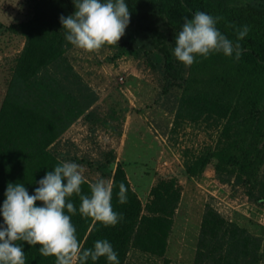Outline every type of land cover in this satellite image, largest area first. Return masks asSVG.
Segmentation results:
<instances>
[{
    "label": "trees",
    "instance_id": "16d2710c",
    "mask_svg": "<svg viewBox=\"0 0 264 264\" xmlns=\"http://www.w3.org/2000/svg\"><path fill=\"white\" fill-rule=\"evenodd\" d=\"M125 3L134 28L148 36V45L161 55L166 75L187 84H194L195 76L200 77L203 90L187 95L186 99L226 119L217 148L210 155L216 159L215 169L236 174L238 183L246 184L250 198L262 202L264 182L255 178L264 162V0H125ZM56 5L67 16L74 11L73 0H57ZM197 11L222 17L217 27L233 42H237L236 29L249 26L247 36L238 41L245 50L239 61L234 56L214 54L208 59L197 57V62L185 67L174 58L175 36L184 19H191ZM10 27L25 37V46L14 59L0 106V206L9 183H22L30 195L34 192L37 181L61 162L50 146L80 116H89L96 100L65 63L63 53L70 44L65 40L59 18L49 21L40 15ZM209 160L205 158L204 162ZM98 168L114 182L113 209L122 213L124 219L115 227H105L82 217L79 198L71 197L77 207L72 223L82 246L91 248L97 239H107L120 264H124L129 247L162 255L179 198L173 181L162 180L152 187L143 209L120 165L113 171H106L100 164ZM121 183L127 189L125 204L118 201ZM82 191L89 193L87 183L82 185ZM36 206L42 205L37 202ZM17 243L23 244L25 264H55L54 258L40 255L39 246ZM260 245V237L227 221L208 205L193 264H255ZM88 264L107 261L100 258L96 262L89 260Z\"/></svg>",
    "mask_w": 264,
    "mask_h": 264
},
{
    "label": "rangeland",
    "instance_id": "374dc122",
    "mask_svg": "<svg viewBox=\"0 0 264 264\" xmlns=\"http://www.w3.org/2000/svg\"><path fill=\"white\" fill-rule=\"evenodd\" d=\"M56 1L0 0V106L14 59L25 46V37L10 26L40 15L49 21L67 16L56 9ZM148 44V36L130 22L117 45L91 53L68 46L65 63L96 100L91 114L74 121L50 151L61 161L82 165L89 181L98 175L110 180L99 164L106 171L120 165L143 209L152 187L162 180L173 181L179 198L164 253L129 247L124 264H193L208 205L261 238L255 264H264V199L250 198L246 184L238 183L229 170L217 171L216 159L210 157L226 119L188 101L187 95L203 90L200 77L195 76L194 84L172 79L163 71L161 55ZM255 179L264 182V162Z\"/></svg>",
    "mask_w": 264,
    "mask_h": 264
},
{
    "label": "clouds",
    "instance_id": "9594fccd",
    "mask_svg": "<svg viewBox=\"0 0 264 264\" xmlns=\"http://www.w3.org/2000/svg\"><path fill=\"white\" fill-rule=\"evenodd\" d=\"M71 15L60 16L65 40L74 47L91 53L104 45H117L125 35L131 13L125 0H73ZM222 19L203 11L185 18L175 36L174 58L185 67L208 59L214 54L234 56L239 61L244 51L238 42L247 36L249 26L236 29L237 42L218 29ZM232 27H235L234 25ZM88 184L89 193L82 191ZM38 187L30 195L22 183H9L3 205L0 206V264H25L24 242L39 246L41 256L52 257L55 264H88L105 258L107 264H120L118 254L107 239H97L93 247L84 248L76 235L72 216L77 207L71 197L79 198V214L105 227H115L124 216L113 209L114 182L99 175L94 181L85 176L82 165L61 161L53 170L37 181ZM118 201L127 202V189L119 185ZM40 202L42 206H36Z\"/></svg>",
    "mask_w": 264,
    "mask_h": 264
}]
</instances>
